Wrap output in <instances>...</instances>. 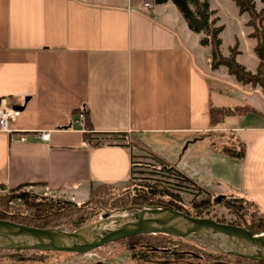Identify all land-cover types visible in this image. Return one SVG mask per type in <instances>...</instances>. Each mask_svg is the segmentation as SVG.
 Instances as JSON below:
<instances>
[{
	"label": "crops",
	"instance_id": "1",
	"mask_svg": "<svg viewBox=\"0 0 264 264\" xmlns=\"http://www.w3.org/2000/svg\"><path fill=\"white\" fill-rule=\"evenodd\" d=\"M143 1L0 0V99L19 112L12 133L0 130V185L76 204L100 184L126 185L133 147L84 140L85 111L94 137L134 136L214 197H244L264 214V95L220 86L204 35L171 0ZM244 106L212 124V107ZM235 141L242 158L217 148Z\"/></svg>",
	"mask_w": 264,
	"mask_h": 264
},
{
	"label": "rangeland",
	"instance_id": "2",
	"mask_svg": "<svg viewBox=\"0 0 264 264\" xmlns=\"http://www.w3.org/2000/svg\"><path fill=\"white\" fill-rule=\"evenodd\" d=\"M212 4V9L216 12L217 22L216 25H220L223 23L225 25V30L222 32V55L228 56L230 53V49L235 47L236 51L238 52L235 55V60L238 58L239 61L246 62V67H249L251 70H248L245 66V70L254 74L256 72L257 66L262 64L264 65V49H257V37L251 36L255 33L254 25L248 24L251 21H257L256 18L253 20L250 19L247 13L240 14L237 11V7L232 0H209ZM256 11L263 7V3L261 0H253ZM214 18V15L211 16ZM219 19V20H218ZM259 24V23H258ZM264 30V20L260 22V26ZM264 38V32H263ZM264 45V42L262 43ZM238 55V56H237ZM237 61V60H236ZM249 61V62H247ZM221 69L218 72V82L220 86L226 85L225 82L221 80V78H226L227 80L231 81L235 87L245 88L249 91H255L258 89L263 93V88L259 85H253L250 83L244 84L240 81H237L234 76L229 74L227 68L224 65H220L219 68ZM116 136L110 137H101L98 140H102L103 142H111L115 139ZM123 137L126 141H132L133 143V150H134V161L140 163V166L133 167L132 179L130 182V188L128 191L132 192L130 189L132 186L135 187L136 183H146L150 185H156V190L164 189L169 191L171 194L175 193L179 195L180 201L176 203L173 200V196L169 199V196H155L151 198L153 204L163 203L167 205H174L179 209L194 213L196 212L199 214L200 217H208L214 219L216 221H221L223 223H228L232 225L240 224L242 226H246L247 228L254 229L257 232L259 230H264V223L259 219L260 214L256 210L254 206H249V203H240L238 200L228 199V194L225 195L220 202L216 203L213 200L209 199L208 197H214V194L207 190L206 188L193 183L187 182L178 174L173 172V169L170 168L168 163L158 159L154 155L150 153V151L143 145V143L135 138L134 136L128 135L127 138ZM133 138V139H132ZM135 138V139H134ZM132 139V140H131ZM128 185V184H126ZM125 186V185H124ZM113 188L123 187V186H112ZM25 192L28 195H31V204H35V208L28 209L26 205H22L19 201L12 200L10 204L13 205L11 209H19V213H23L27 216L35 215H46V213H50L53 215L51 219H46L47 223L50 225H58L63 229H71L72 225L70 221H73L74 218L79 217L81 215L85 219H81L78 225L84 227L89 225L90 221H100L102 220L101 212L98 215L90 216L84 209L78 211V208H75L76 214L72 213L74 209L70 208L71 206L65 205L62 209H59L55 206V201H67L60 197L50 196L49 194H44L39 190H36L33 186H21L16 188H7V187H0V203L3 202L2 200L5 199V202H8V195H12V193H20ZM108 192L105 194L106 197L109 195L108 198H114L115 195L113 194H121V190L117 192ZM35 196V197H34ZM100 197L99 199H101ZM89 199L86 201L76 204V207L83 206L85 202H88ZM94 199H90L89 201H93ZM121 198L119 199V201ZM124 201L121 202H114V204L104 205V212L109 213L110 215L116 214H125L130 212L131 210L127 207L128 200L123 199ZM95 202L99 203V200L95 199ZM228 203H230L228 205ZM231 203H234V208L230 207ZM8 204V203H7ZM93 204V203H92ZM89 205H91L89 203ZM243 208H239L240 206ZM117 208H123L120 212L116 210ZM39 209V211H36ZM69 209V210H66ZM236 211V212H233ZM18 212V211H17ZM43 223V222H42ZM159 234V233H158ZM165 235V234H164ZM175 237V236H173ZM181 238V237H178ZM184 239V238H181ZM188 242L190 240L184 239ZM178 241V242H177ZM179 241L181 240H170L167 246L174 248V251H179L182 247H180ZM132 243L131 240H120L117 242H113L102 246L100 248L94 249L90 252L84 254H66L60 252H47L40 254L37 256L39 260L36 261H23L20 264H208L213 261V258L222 259V264H243L242 260L232 257L221 256L218 253H210L208 254L209 257H200L197 259H189L186 256L179 257L178 255L169 254V255H148L144 257L140 255L136 250H130V244ZM194 243V242H193ZM205 255V253H203ZM34 254L27 253L24 257H31ZM18 258V257H17ZM6 259V258H5ZM264 264V263H261Z\"/></svg>",
	"mask_w": 264,
	"mask_h": 264
},
{
	"label": "trees",
	"instance_id": "3",
	"mask_svg": "<svg viewBox=\"0 0 264 264\" xmlns=\"http://www.w3.org/2000/svg\"><path fill=\"white\" fill-rule=\"evenodd\" d=\"M166 1L167 0H154V3L159 4V3L166 2ZM171 1L176 5L178 10L181 12L189 28L195 32L202 33L204 35L201 39V43L203 45L210 46V58H211L212 69H216L220 65H224L227 68L229 74L233 75L237 81H240L244 84L250 83L253 85H259L261 88H263V93H264V65L262 64L258 65L256 72L252 74L246 71L245 68L235 60V55L238 53L235 47H232L229 50L230 53L228 56L222 55L221 38L219 34L222 31L223 27L221 25H216V22H217L216 17L211 18V16L214 14V11L209 9V4L206 0H171ZM232 1L235 3L236 7L238 8V12L240 14L247 13L251 20H253V18L257 19V21H251L248 24L254 25L255 33L251 36L257 37V47L256 48L258 49L260 47V49H264V45L262 44L264 42V38H263L264 30L263 28L259 27L260 22L264 20V0H261L263 3V7L259 10V12L256 11V7H255L253 0H232ZM248 110L250 109L246 106L235 107L232 110L231 109H217V108L212 107L210 110L211 122L213 124L223 116L238 115ZM80 113L85 114L84 115L85 116V130L83 133V138L88 143L92 145H104V144L112 145V144L122 143L129 147H133L134 142L126 141L123 139V137L127 138L128 134L126 133H114L113 135H111V136H116L114 139L116 143H110V142H105V141L103 142L102 140H98L96 137L93 136V128L91 126L89 118L87 117V113L85 111H80L79 114ZM217 148L223 153L231 157H234V158H242L245 153L244 145L238 141L226 143V144L220 145ZM151 154L157 157L158 159H160L157 155L153 153ZM134 166H140V163L132 161V173H133ZM170 168L173 169V172L175 174H178L181 177V179L187 182H190V183L191 182L195 183L191 179L182 175L176 169L172 167ZM127 184L128 185H125L123 187H118V188H113L111 185H107V184H100L92 188L90 191L88 199L90 200L92 198L94 200L93 201L88 200V202H85L83 206H80V207H76L75 203L71 201H59V202L55 201L54 204L59 209H62L65 205L71 206L70 208L74 209V211H71V214L72 213L76 214L75 208H78L77 209L78 211H80L81 209H84L83 211H86V213H88L90 216L98 215L103 211L100 214L102 217V215L106 213L104 212V207H105L104 205L114 204V202L119 203L121 201H124L123 199H126L128 200V205L125 208L166 206L174 210L184 212L190 216L200 217L199 214H197L196 212L194 213L185 212L174 205H167L163 203L153 204V201L151 199V198H154L155 196H158V197L169 196V199L172 200L170 197L173 196L174 197L173 200L176 203H178L180 201V198H179V195L175 193L171 194L169 191L164 190V189L156 190L155 189L157 187L156 185H150L146 183H136L135 187L132 186V188L130 189L132 191L130 193V191H128V189L130 188L129 187L130 182H128ZM26 185L27 184L21 185V186H26ZM0 187H4V185H0ZM120 190H121V194L114 193ZM112 191H114L113 196L115 195V197L108 198L109 195H107L106 197L105 194L107 192L109 193ZM109 194L112 195V193H109ZM31 197H32L31 195H28L25 192H20L16 194L12 193V195H8L7 197H5V198H8V202H7L8 204L5 202V199H3L2 200L3 202L0 203V220H6V221H10L16 224L25 225L29 227H35V228H42V229L58 228L66 232H71V231L83 228L82 226L78 225L80 221L85 219L81 215H79V217L77 218H74L73 221H70V224L72 225L71 229H63L59 227L58 225H50L47 223L46 219H51L53 217V215L50 213H46V215L37 214L36 216L35 214L34 216L33 215L27 216L23 213H19V209H11V210L8 209V208H13V205L10 204L12 200L19 201L23 206L26 205L28 209L35 208L34 207L35 204L30 203ZM100 197L102 198L99 199ZM228 197H229L228 199L238 200V202L240 203H249L248 204L249 206H254L256 210L258 211V213L260 214L259 219H261V221L264 223V214L253 201H249L244 197H240L234 194H229ZM120 198L121 200L119 201ZM208 198L213 200L214 202V197L210 196ZM95 199L99 200V203L95 202ZM89 203L91 205H89ZM229 204L230 203H228V205ZM233 206H234V203H231L230 207L234 208ZM239 206H240L239 208L241 209L243 208V206L241 205ZM122 209L123 208H117L116 210L120 212ZM66 210H69V209H66ZM36 211H39V209H36ZM233 212H236V211L233 210ZM95 222L97 221L95 220L90 221L88 224L91 225L92 223H95ZM218 222H221V221H218ZM86 226L88 225L86 224ZM86 226L84 225V227ZM236 226L247 229L248 231L251 232L252 235L264 233V230H259V232H257L254 229L247 228L246 226H242L240 224H236ZM121 240H131L132 243L130 244V250H136L140 255L144 257H147L148 255L156 256L159 254L165 256V255H169L173 253L174 255H178L179 257L186 256L188 259L189 257L192 259H197V258L204 257V256L209 257L208 254L214 252L196 243H193V242L191 243L184 239L173 237L171 235H164V234H141V235H135V236H131L125 239H121ZM170 240H173L175 242L176 240H181L179 241V243L181 245L180 247L182 248L179 249V251H174V248L176 246H174L173 248H171L170 246H167ZM47 252H58V251L0 249V264H20L23 261H36V260H39L37 256H40V254L47 253ZM27 253L34 254V255H32L31 257H24V255H26ZM60 253H66V252H60ZM203 253H205V255ZM214 253H217V252H214ZM66 254H76V253H66ZM220 255L226 256V257L237 258L239 260H242L244 262L243 264H261L260 262L251 261L249 259L238 257V256H233V255H228V254H220ZM221 262H223L222 259L213 258V261L208 264H222Z\"/></svg>",
	"mask_w": 264,
	"mask_h": 264
},
{
	"label": "water",
	"instance_id": "4",
	"mask_svg": "<svg viewBox=\"0 0 264 264\" xmlns=\"http://www.w3.org/2000/svg\"><path fill=\"white\" fill-rule=\"evenodd\" d=\"M225 195H216L218 203ZM86 227L66 232L0 220V249L84 254L106 244L141 234H165L190 240L211 251L264 263V233L208 217H194L166 206L129 207Z\"/></svg>",
	"mask_w": 264,
	"mask_h": 264
},
{
	"label": "built area",
	"instance_id": "5",
	"mask_svg": "<svg viewBox=\"0 0 264 264\" xmlns=\"http://www.w3.org/2000/svg\"><path fill=\"white\" fill-rule=\"evenodd\" d=\"M154 0H144L142 3V8L145 10H150L153 7ZM19 112L8 105L6 99H0V130L12 133L13 130L10 128V123L15 121L18 117ZM77 121L84 126L85 116L83 113L77 115ZM85 129V127H84ZM46 133L42 134L43 138H46ZM21 141H25L26 137L24 135L19 136Z\"/></svg>",
	"mask_w": 264,
	"mask_h": 264
}]
</instances>
